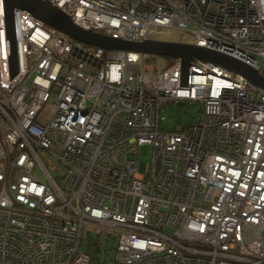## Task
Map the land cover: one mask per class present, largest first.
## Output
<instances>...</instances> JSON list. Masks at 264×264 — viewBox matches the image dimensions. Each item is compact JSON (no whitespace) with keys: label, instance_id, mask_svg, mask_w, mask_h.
I'll use <instances>...</instances> for the list:
<instances>
[{"label":"built area","instance_id":"1","mask_svg":"<svg viewBox=\"0 0 264 264\" xmlns=\"http://www.w3.org/2000/svg\"><path fill=\"white\" fill-rule=\"evenodd\" d=\"M47 1L82 30L188 33L264 74V0ZM14 37L13 72L0 0V264H264L263 90L211 62L86 45L20 10Z\"/></svg>","mask_w":264,"mask_h":264},{"label":"water","instance_id":"2","mask_svg":"<svg viewBox=\"0 0 264 264\" xmlns=\"http://www.w3.org/2000/svg\"><path fill=\"white\" fill-rule=\"evenodd\" d=\"M3 5L9 58L13 72L16 71L17 63L14 37V11L20 10L39 20L44 25L86 45L101 48L106 51L115 50L154 55L162 58L180 59L184 71H186L190 62L193 60L211 62L245 77L249 82L264 91L263 75L256 69L223 54L181 42L148 40L142 43H131L96 34L90 32V30L85 31L72 24L68 16L63 14L47 0H3Z\"/></svg>","mask_w":264,"mask_h":264},{"label":"rangeland","instance_id":"3","mask_svg":"<svg viewBox=\"0 0 264 264\" xmlns=\"http://www.w3.org/2000/svg\"><path fill=\"white\" fill-rule=\"evenodd\" d=\"M160 39H164V38H160ZM172 41H178V42H182V43H186V44H191L192 43V38L188 33H180L177 37H173ZM165 63L168 62L167 59L164 60ZM199 108L198 107H193V108H189L187 114H182L180 118V122L181 123H187L189 122L190 119L194 118L197 119L199 116ZM166 117H167V121L171 122V121H175L178 118V115L176 114V112L174 111H167L166 112ZM171 117V118H170ZM138 159L140 162L149 163L150 160V147L149 146H143L139 148V152H138ZM58 173L62 172V169L59 168L57 170Z\"/></svg>","mask_w":264,"mask_h":264},{"label":"trees","instance_id":"4","mask_svg":"<svg viewBox=\"0 0 264 264\" xmlns=\"http://www.w3.org/2000/svg\"><path fill=\"white\" fill-rule=\"evenodd\" d=\"M264 75V74H263Z\"/></svg>","mask_w":264,"mask_h":264}]
</instances>
